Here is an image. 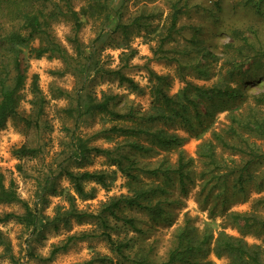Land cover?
Instances as JSON below:
<instances>
[{
	"label": "trees",
	"instance_id": "16d2710c",
	"mask_svg": "<svg viewBox=\"0 0 264 264\" xmlns=\"http://www.w3.org/2000/svg\"><path fill=\"white\" fill-rule=\"evenodd\" d=\"M127 1L85 0V5L77 9L76 0H0V131L11 121L16 125L22 123L26 129L40 130L48 126L43 120L47 99L40 88L39 76L30 75V61L45 57L61 60L65 66L64 72L75 75L79 81L74 93L56 89L60 98L70 100L64 112L74 122L76 128L88 126L90 121L96 118L112 125L90 136L74 133L70 146L72 151L70 159L76 164L86 163L95 154L104 156L111 169L75 172L61 166L58 176L48 175L40 182L38 197L42 204L48 203V196L64 195L69 203V207L57 206L53 218L42 217L37 206L33 208L23 200L13 184L7 185L5 175L0 172V206L21 204L25 210L23 215L6 213L0 216V224L17 221L32 230L36 240L44 238L45 230L71 229L74 222L80 224L88 219L96 220L98 228L104 230L102 234L91 231L81 236L69 237L65 245L56 246L51 256L43 259L46 261H51L59 252L66 251L75 241L102 237L109 242L118 264H211L208 260L211 254L218 258H228V264H264V247L249 244L244 239V236L250 234L264 237V217L254 213L233 212L228 215L229 221L240 231L241 237H233L224 232L218 233L217 236L209 231L201 234L188 220L176 235L175 247L169 252L167 259L162 261L153 259L151 251L138 250L135 254L127 253L131 240L114 239L108 231L110 218H114L134 232H142L135 218L122 215L125 214V209H138L149 213L155 219L162 218L164 202L167 201L170 205L174 202L169 200V187L173 182H176L175 186L184 195L188 193V185L193 182L191 169L193 161H186L183 152L180 153L176 166L168 165L164 161L156 168L139 165L136 156L148 155L155 149L181 146L183 140L178 135L170 133L168 127L180 125L192 134L198 130H205L216 111L223 110L218 107L219 104L234 103L243 96L240 89L226 84L205 87L192 83H186L180 93L170 96L165 89L168 78L154 72L150 73L151 83H154L150 90L152 106L147 111H141L132 103L122 101L117 95L108 92H101L100 97L96 95L93 86L98 77L103 81H118L138 94L144 92V89L127 77L121 68L107 69L100 63V56L106 45L114 43L115 47L124 51L121 62L127 67L128 62L137 54L130 46L134 35L143 30L148 31L152 26L148 21L158 17L156 10L148 11L144 8L138 15L124 19ZM246 1L247 4H259L264 0ZM183 8H189V0H180L172 4L170 26L164 37L166 43L170 44L174 40L173 35L180 31L178 22ZM85 18L101 23L98 37L90 46L84 45L79 38ZM58 22L68 23L72 27V34L68 37L74 53L72 55L53 33V25ZM200 53L209 58L204 51ZM252 58L256 59V54ZM179 65L181 70L185 68L183 63ZM191 67L202 78H209L210 71H207L203 60ZM184 72L179 71L183 80ZM233 72L229 75V80L236 76L237 71ZM262 75L251 77V82H256ZM29 82L32 98L29 100L30 110L27 114L22 106L25 102L24 91ZM252 115L250 118L254 120L246 121L241 126L242 130L264 136V122L257 119L256 112L253 111ZM228 135L234 141H231L232 139L228 141L219 133H214V139L218 146L245 159L240 166L229 167L227 163L221 164L214 143H206L199 150V157L207 160L201 177H209L203 185L201 194L204 195L205 202L209 200L215 202L211 209L212 213L218 208L225 211L238 198L246 197L251 186L254 185L259 190L264 186V176L257 177L253 171L264 164V154L233 127L229 129ZM100 137L122 141L113 149L93 146L92 141ZM39 152V148L27 146L14 151L19 158L37 157ZM118 173L127 177V187L131 196L122 195L109 199L102 203L97 215L78 209L77 199L86 202L96 196V188L88 190L87 185L92 183L109 190ZM61 177L69 180L74 195L59 189L58 180ZM143 178L161 179L163 183L152 185L146 183ZM257 204L264 205V199ZM0 246L4 247L6 253L12 250L10 241L1 230ZM30 253L33 254L32 251ZM112 261L113 259L109 257H100L83 264L97 262L106 264Z\"/></svg>",
	"mask_w": 264,
	"mask_h": 264
},
{
	"label": "rangeland",
	"instance_id": "374dc122",
	"mask_svg": "<svg viewBox=\"0 0 264 264\" xmlns=\"http://www.w3.org/2000/svg\"><path fill=\"white\" fill-rule=\"evenodd\" d=\"M180 0H128L125 7V18L138 15L142 9L156 10L158 17L148 21L151 28L134 35L130 46L137 51L133 59L124 67L122 49L112 45H106L100 56V63L104 68L122 69L124 74L133 79L144 89L143 94L135 93L126 85L118 81H103L97 78L93 91L99 97L101 92L117 95L122 101L133 104L141 111H147L152 106L150 90L151 72L168 78L165 89L170 96L180 93L186 83L196 86L212 87L216 84H226L240 89L242 97L236 102L219 104L218 110L205 130L191 133L180 125L168 127L170 133L180 137L183 142L179 147L170 149H155L145 156H136L139 165L158 167L166 161L168 165L176 166L180 153L183 152L185 160H192L191 169L193 182L188 185L186 195L179 192L176 182L170 188V201H165L162 218L154 216L138 209H125L122 214L135 218L142 232H134L123 222L110 218L108 231L114 239L131 240L127 253L135 254L138 250L151 251L152 258L158 261L166 260L169 252L175 247L178 231L189 220L199 232H212L215 236L224 232L233 237H241L240 231L228 219L230 213H254L264 217V205L257 204L264 199V186L259 190L254 185L250 187L246 197H240L223 211L222 208L211 212L215 202L204 200L201 194L207 178L201 177L207 160L199 157L200 147L206 143H214L215 152L219 162L229 167L240 166L245 160L239 154L232 153L218 146L214 139V133L223 135L228 141L232 139L228 131L233 127L240 132L250 144H255L259 152L264 154V136L250 134L242 130L241 126L246 121L254 120L253 111L257 113V119L264 122V1L259 4H247L246 0H189V8H183L179 17V32L173 35V41L166 43L164 37L170 26L172 4ZM85 5V0H76V7L80 9ZM100 21L91 18L84 19V26L79 34L80 41L86 45L98 37ZM72 27L65 22L53 25V33L57 40L72 55V46L68 37L72 34ZM247 40V41H246ZM109 41V40H108ZM251 45V47H250ZM101 46V45H100ZM200 51L208 54L205 58ZM256 54V59L252 56ZM180 60V62L178 61ZM204 61L209 78H202L191 65ZM180 63L185 68L180 69ZM187 67V68H186ZM65 66L61 60L55 58L33 59L30 61V75L39 76L40 88L47 99L43 120L47 127L40 130L26 129L22 123L9 122L7 127L0 131V172L6 177L7 185L13 184L19 196L28 202L33 208L42 214V217L53 218L57 206L69 207L66 196H48V203L42 204L38 197L40 182L48 175L58 176L61 166L75 172L98 171L109 168V162L104 156L93 154L89 161L78 165L70 159L71 137L74 133L82 136H90L105 128L111 123L103 122L100 118L90 121V125L76 128L74 122L66 115L64 109L70 104L68 98H60L56 89L68 93H74L78 88L77 77L69 72H64ZM179 71H185L180 78ZM235 73V77L229 80V75ZM63 75H60L63 73ZM262 75L256 82H251V77ZM30 82L24 91L25 102L23 109L29 113V100L32 98L29 92ZM235 120L237 122H235ZM206 122V123H207ZM122 139H104L100 137L92 141L93 146L103 149H113ZM231 141H234L233 139ZM237 142V141H236ZM146 143V142H145ZM148 145V144H146ZM23 146L39 148L37 157L19 158L14 151ZM234 165H233V164ZM233 165V166H232ZM114 169V168H113ZM254 174L257 177L264 176V164L256 167ZM146 183L152 185L162 184L161 179L143 178ZM127 177L118 173L116 181L109 190L90 183L89 190L96 188V196L89 201H80L76 204L79 210L97 215L102 203L113 197L131 196L127 187ZM59 189L74 195V191L66 177L58 180ZM164 199V198H162ZM6 213L23 215L24 207L21 204L0 206V216ZM0 230L11 243V252L6 253L0 246V264H83L94 258L109 257L112 262L106 264H118L116 255L112 253L111 246L105 238L95 237L87 240H78L71 243L66 251L59 252L51 261L48 259L56 246L61 247L67 243L71 236H81L83 233L95 231L102 234L104 230L98 228L97 221L88 219L83 223H73L72 228H61L58 231L45 230L44 238L36 240L32 230L27 229L17 221L0 224ZM249 244L264 247V237L254 234L244 236ZM33 252V254L30 253ZM39 257V258H38ZM211 264H228L226 257L218 258L211 254L208 259ZM95 264H102L97 262Z\"/></svg>",
	"mask_w": 264,
	"mask_h": 264
}]
</instances>
